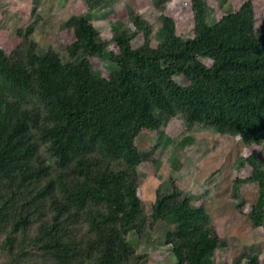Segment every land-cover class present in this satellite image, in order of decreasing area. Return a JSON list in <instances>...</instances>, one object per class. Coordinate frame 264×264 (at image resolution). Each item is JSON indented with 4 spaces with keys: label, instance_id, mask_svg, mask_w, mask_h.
<instances>
[{
    "label": "trees",
    "instance_id": "1",
    "mask_svg": "<svg viewBox=\"0 0 264 264\" xmlns=\"http://www.w3.org/2000/svg\"><path fill=\"white\" fill-rule=\"evenodd\" d=\"M168 1L154 5L157 47L140 12L129 17L132 29L115 31L110 41L84 14L63 22L74 33L66 63L33 39L40 13L11 62L0 47L1 263L147 264L149 250L160 244L176 264H214L229 248L206 205L175 180L157 189L146 211L139 174L152 159L142 155L139 138L179 117L263 144L264 32L257 30L254 0L215 24L212 0H194L198 24L180 36L166 14ZM140 35L144 41L134 47ZM93 58L117 69L98 76ZM254 184L259 197L248 205L243 187ZM232 198L264 228V160L257 155L236 162ZM160 223L173 228L165 240L155 233ZM244 264L263 263L247 253Z\"/></svg>",
    "mask_w": 264,
    "mask_h": 264
},
{
    "label": "rangeland",
    "instance_id": "2",
    "mask_svg": "<svg viewBox=\"0 0 264 264\" xmlns=\"http://www.w3.org/2000/svg\"><path fill=\"white\" fill-rule=\"evenodd\" d=\"M90 8L86 0H0V47L13 60V52L22 41L27 24L37 13L42 20L36 27L33 39L41 52L54 48L64 63L70 60L67 46L74 40L73 30H65L62 23L74 15L84 14L96 26L106 41L115 31L132 29L130 15L140 12L152 26V45L161 43V22L155 8L156 0H95ZM257 30L264 32V0H254ZM210 15L212 24L223 15L237 10L244 0H212ZM194 0H169L166 14L176 21L177 34L188 37L196 28L197 14ZM137 37L133 45L143 43ZM109 51L117 48L111 45ZM109 53V52H108ZM106 64V66H105ZM93 58V73L108 78L112 63ZM143 156H150L146 165L140 167L139 194L146 211L150 212L159 187L176 181L180 187L199 203H204L220 235L229 239V248L218 252L214 264H244V256L257 254L264 264V228L255 227L246 214L237 209L232 198L236 162L240 157L255 154L264 160V143L259 144L248 137L216 133L200 125H189L177 117L170 120L158 133L144 130L139 138ZM239 157V158H238ZM156 160V161H155ZM245 174L248 170L245 169ZM248 205L259 197L257 185L243 187ZM247 211V210H244ZM172 226L158 224L155 233L165 240ZM155 240V237L152 236ZM150 251L147 264H176L172 250L157 245ZM3 260L0 258V264ZM5 264V263H4ZM145 264V263H144Z\"/></svg>",
    "mask_w": 264,
    "mask_h": 264
}]
</instances>
